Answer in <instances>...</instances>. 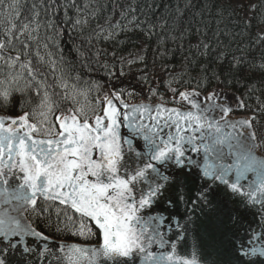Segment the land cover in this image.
Instances as JSON below:
<instances>
[{
    "label": "snow or ice",
    "instance_id": "obj_1",
    "mask_svg": "<svg viewBox=\"0 0 264 264\" xmlns=\"http://www.w3.org/2000/svg\"><path fill=\"white\" fill-rule=\"evenodd\" d=\"M69 6L73 0L63 6L56 0L41 5L53 15L63 7L65 17ZM39 16L33 4L31 20L19 25L10 21L0 32V69H7L0 72V108L10 112L14 96L29 90L40 97L30 112L22 101L19 115H0V264H41L40 257L44 264H60L41 225L47 227L50 216L45 213L52 207L59 233L95 238L87 248L60 247L67 264H81V257L87 264H204V247L226 257L213 264H264V219L255 221V228L248 220V215L264 217V138L252 131L254 115L236 114L247 108L243 99L233 93V104L218 90L230 71H214L210 78L202 64L200 73L187 81L186 72L170 74L164 89L172 94L169 99L147 85L146 75L137 77L153 102L144 95L143 102L129 104L124 97L136 92L125 83L128 74L122 67L119 74L109 69L112 80L107 84L78 87L81 77L72 76L62 58L55 59L46 42L50 38L41 41ZM48 23L54 26V21ZM215 38L219 48V33ZM256 41L264 44V33ZM194 47L201 57L215 52L221 67L239 70L249 64L264 73V63L234 55L229 60L227 51H217L199 37ZM37 65L48 66L53 87L61 93L48 91L47 77ZM210 79L219 80L217 88H202ZM192 81L199 90L173 87ZM92 91L95 103H81L78 97L87 100ZM176 97L181 106L170 107ZM241 231L246 239L238 243ZM190 235L194 244L189 256L179 255ZM33 238L45 242L43 248H33ZM14 255L19 259L13 260Z\"/></svg>",
    "mask_w": 264,
    "mask_h": 264
},
{
    "label": "trees",
    "instance_id": "obj_2",
    "mask_svg": "<svg viewBox=\"0 0 264 264\" xmlns=\"http://www.w3.org/2000/svg\"><path fill=\"white\" fill-rule=\"evenodd\" d=\"M60 6L69 4V0H56ZM74 6L67 8V16L63 7L53 15L41 7L51 0H0V32L10 26V21L19 25L32 19V5H37L40 12V37L50 45L58 61L62 58L66 70H71L72 76L81 77L78 87L87 88L89 83L112 80L109 69L118 73L121 67L127 73L125 83L135 88L136 95L125 96L128 101L143 100L148 95V101L153 102L147 87L137 82V77L147 76V85L153 90L159 89L165 99L171 98L170 92H165L169 75L186 72L187 81L190 75L200 73V65H207L208 76L212 73L230 71L224 84L219 80H205L203 85L208 89H227L237 94L247 105L246 110L239 113L254 115L253 126L258 138H264V73L253 71L249 64L239 70L231 69L229 65L219 66L215 61V52L211 56L201 57L194 47L197 38L210 43L217 51H227L228 59L232 56L260 65L264 63V44H259L256 37L264 33V0H256L249 9L246 0L237 7L235 0H73ZM191 5V6H188ZM134 9V11H132ZM249 13V18L242 15ZM19 11V17L16 13ZM136 21L129 23L132 17ZM87 20L86 24H75V20ZM49 20L54 21V26ZM151 26L152 31L149 30ZM199 29V33L196 30ZM97 33L100 36L97 37ZM109 33H114L111 39H105ZM206 33V34H205ZM219 33V48L215 34ZM172 37H176L175 40ZM91 38V40H89ZM43 54V49L41 48ZM78 53H84L83 56ZM98 53V55H97ZM91 57L89 60L88 58ZM123 58V62H122ZM136 62L129 64L128 61ZM197 63L193 65L192 61ZM35 64V58L33 57ZM104 65H108L105 68ZM41 73L47 77L48 91L61 93L62 89L53 87L56 83L53 73L47 65H37ZM7 69H0L6 72ZM58 75V73L56 74ZM42 77H37L41 79ZM225 80V75L219 77ZM75 83V81H69ZM196 82L191 85L173 84V87L196 89ZM208 89L201 91L207 93ZM96 92L89 93L87 100L78 97L81 103H95ZM58 98V97H57ZM23 101L24 111H32L40 103V97L33 90L23 96L16 94L10 112L0 108L1 114L19 115L20 104ZM158 101V100H157ZM155 101V102H157ZM69 107L71 105H68ZM30 221L35 218L27 214ZM47 227H42L46 233L56 239L94 243L95 238L85 241L69 233H59L57 229V210L48 209ZM34 226L35 223H33Z\"/></svg>",
    "mask_w": 264,
    "mask_h": 264
},
{
    "label": "water",
    "instance_id": "obj_3",
    "mask_svg": "<svg viewBox=\"0 0 264 264\" xmlns=\"http://www.w3.org/2000/svg\"><path fill=\"white\" fill-rule=\"evenodd\" d=\"M189 91H195V90H189ZM219 91L223 92L225 95L229 94V92L226 91V90H219ZM205 96L206 95H203L201 93V96L199 97L201 102H203ZM140 102H143V101H140ZM127 103L136 104V103H130V102H127ZM170 107H172V106H170ZM0 115H6V114H0ZM239 116L243 117V116H246V115H239ZM252 131H254V128L252 129ZM254 211L258 212L259 209H256ZM261 219H264V217H259V216H255L254 217L252 215H248V220L254 222L253 223V228H255L257 226L255 221H258V220H261ZM33 239L35 241L33 243V245H32L33 248H37V247L43 248L45 242L40 241L39 238H33ZM236 239H237L238 243H243L245 241V239H246L245 233L243 231H241L239 236L236 237ZM47 244L51 247L52 253L54 255H58V256L61 257L60 264H67V261L64 258V254L60 252V247H64L65 251H67L68 250L67 249V245H69V244H71V245H80V246L85 247V248L89 247L90 245H93V244H88V243H80V242H74V241L58 240V239L51 238L50 236H49V240L47 241ZM193 244H194V240H193V237L190 235L188 237V240L186 242L182 243L179 246L178 254L179 255H183L185 257H188L190 252H191V250H192ZM155 251L157 253H159L161 251V249L156 248ZM209 253H211V254H209ZM201 258L204 261V264H213V261L226 259V257H224L222 254H217V252H215V251H213V250H211V249H209L207 247H204L201 250ZM18 259H19L18 255H14L13 256V260H18ZM35 259H36V257H33V260H35ZM48 260L51 261L52 260V256H49ZM40 261H41V264H44V258L43 257H40ZM81 264H87V258L86 257H81ZM137 264H139V261H137Z\"/></svg>",
    "mask_w": 264,
    "mask_h": 264
},
{
    "label": "rangeland",
    "instance_id": "obj_4",
    "mask_svg": "<svg viewBox=\"0 0 264 264\" xmlns=\"http://www.w3.org/2000/svg\"><path fill=\"white\" fill-rule=\"evenodd\" d=\"M235 1H236V5H237V7H241L242 4L244 3V0H235ZM255 1H256V0H246L249 9H251V8L253 7ZM242 15H243L244 17H246V18H249V15H250V14L247 13V12L244 10V11L242 12ZM227 96L229 97V100L234 104L235 101L232 99L233 94L229 93V94H227ZM236 98H237V97H236ZM142 101H143V100H142ZM137 102H140V100L135 101L134 103H137ZM148 102H149V101H148ZM158 102H159V101H157V103H158ZM170 106L180 107V106H181L180 98H179V97H176V103H175V104H170ZM237 115H239V114H237ZM244 115H245V114H244ZM246 116H252V115H247V114H246ZM254 132H255V131H254ZM255 134H256V133H255Z\"/></svg>",
    "mask_w": 264,
    "mask_h": 264
}]
</instances>
